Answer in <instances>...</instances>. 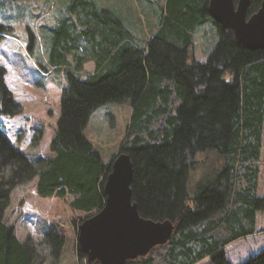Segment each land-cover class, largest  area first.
I'll list each match as a JSON object with an SVG mask.
<instances>
[{"label": "trees", "instance_id": "1", "mask_svg": "<svg viewBox=\"0 0 264 264\" xmlns=\"http://www.w3.org/2000/svg\"><path fill=\"white\" fill-rule=\"evenodd\" d=\"M51 35L50 66L64 67L51 157L33 160L0 128V264H42L35 243L5 222L14 188L36 179V195L72 196L69 207L99 211L111 161L127 153L133 164L132 200L141 217L170 220L169 240L124 264H232L225 247L256 231L264 213L257 195L264 150V50L235 43L209 15L208 0H166L156 28L138 39L121 18L92 0H68ZM261 0H251L248 14ZM211 26L217 42L206 62L192 54L193 35ZM5 26L0 23V31ZM31 48L34 37L29 35ZM71 55L69 60L66 55ZM0 66V116L20 106ZM106 103L130 105L118 152L104 163L85 135L93 112ZM200 170L198 179L193 174ZM77 220L72 221L74 227ZM43 240L57 258L64 236L50 227ZM80 261L86 257L76 243ZM83 264V262H82ZM239 264H264V246Z\"/></svg>", "mask_w": 264, "mask_h": 264}, {"label": "rangeland", "instance_id": "2", "mask_svg": "<svg viewBox=\"0 0 264 264\" xmlns=\"http://www.w3.org/2000/svg\"><path fill=\"white\" fill-rule=\"evenodd\" d=\"M98 9L117 14L125 27L140 39H145L156 28L161 6L166 0H92ZM68 0H0V66L5 70L6 88L20 106L14 117L0 116V128L21 152L32 158L51 157L50 143L56 133L60 98L66 81L64 67L50 66L51 35L65 15ZM34 37L29 48V35ZM211 26L205 25L194 32L192 54L201 63L206 62L216 42ZM70 60L71 55H66ZM128 103H106L91 115L84 130L100 151L104 163L118 152L130 114ZM257 195L264 194V150L258 163ZM200 170L193 174L198 179ZM36 179L14 188L5 222L14 228L16 237L24 243L31 239L42 264H85L76 255L77 227L87 214L69 207L72 196L43 198L35 193ZM90 217V216H89ZM86 219V218H85ZM77 220L74 227L72 221ZM57 227L64 236V244L57 258L43 240L50 227ZM264 246V213L256 216V231L233 241L225 247L226 258L239 264L249 254ZM197 264H211L203 260Z\"/></svg>", "mask_w": 264, "mask_h": 264}, {"label": "water", "instance_id": "3", "mask_svg": "<svg viewBox=\"0 0 264 264\" xmlns=\"http://www.w3.org/2000/svg\"><path fill=\"white\" fill-rule=\"evenodd\" d=\"M251 0H208L210 17L228 30L232 40L248 50H264V0L248 14ZM133 164L130 156L113 158L103 184V207L77 227V245L85 264H124L149 255L165 244L176 229L170 220L139 215L132 200Z\"/></svg>", "mask_w": 264, "mask_h": 264}]
</instances>
